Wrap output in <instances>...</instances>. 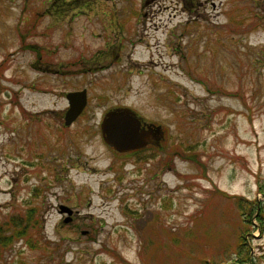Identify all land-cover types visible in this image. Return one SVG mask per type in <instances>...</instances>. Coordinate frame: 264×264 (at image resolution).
<instances>
[{"label":"rangeland","instance_id":"1","mask_svg":"<svg viewBox=\"0 0 264 264\" xmlns=\"http://www.w3.org/2000/svg\"><path fill=\"white\" fill-rule=\"evenodd\" d=\"M116 107L159 144L108 146ZM28 214L0 264H264V0H0V223Z\"/></svg>","mask_w":264,"mask_h":264},{"label":"water","instance_id":"2","mask_svg":"<svg viewBox=\"0 0 264 264\" xmlns=\"http://www.w3.org/2000/svg\"><path fill=\"white\" fill-rule=\"evenodd\" d=\"M68 106L63 114V124L70 126L87 105L86 89L69 91L65 94ZM103 141L116 151L124 152L144 147L153 137L163 136L161 126L143 122L130 107H116L104 113L100 122ZM58 211L65 214L63 221L71 220L73 209L65 204L58 205Z\"/></svg>","mask_w":264,"mask_h":264},{"label":"trees","instance_id":"3","mask_svg":"<svg viewBox=\"0 0 264 264\" xmlns=\"http://www.w3.org/2000/svg\"><path fill=\"white\" fill-rule=\"evenodd\" d=\"M257 14V13H256ZM259 15V14H257ZM252 16H247L244 18H241L240 20L236 21V27L241 28L242 25L240 23V21L249 18ZM259 21H261V18H259ZM255 26V25H253ZM263 53V51H262ZM136 155V154H134ZM31 210V212H35V206H31L29 208ZM242 210L247 209V207L241 208ZM244 212V211H242ZM247 213V210H246ZM30 214V213H29ZM26 215V216H14V215H8L5 220L1 221L0 223V257L4 251L5 246L7 245V243L9 242L10 239H23L24 243L27 244L29 247H33L36 244H42L40 238L38 237V239H35V232H37L38 234H41V228H42V222H43V218L42 215H38V216H31V215ZM243 221V225L246 228V225H248L249 227L252 226L251 224V220L249 217H243L242 219ZM6 230H10V234L8 236H5L4 232ZM249 230H246V232L240 236L239 240V247L242 246L243 244V237L244 235L247 234ZM242 237V238H241ZM248 255V253L246 252L245 257ZM241 260H244L243 258H241ZM206 264V263H205Z\"/></svg>","mask_w":264,"mask_h":264},{"label":"flooded vegetation","instance_id":"4","mask_svg":"<svg viewBox=\"0 0 264 264\" xmlns=\"http://www.w3.org/2000/svg\"><path fill=\"white\" fill-rule=\"evenodd\" d=\"M159 140H155V139H153V137L151 138V140L144 146V147H142V148H140L139 150H142V149H144V150H147V145H153V143H157V144H159ZM138 150V149H137ZM153 150V149H152ZM153 152V151H152ZM75 211V210H74Z\"/></svg>","mask_w":264,"mask_h":264}]
</instances>
